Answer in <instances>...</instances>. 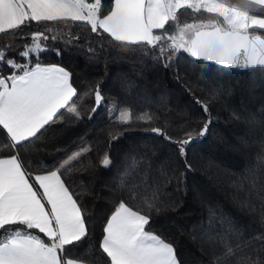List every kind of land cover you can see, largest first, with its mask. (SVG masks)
Masks as SVG:
<instances>
[{
  "label": "trees",
  "instance_id": "trees-1",
  "mask_svg": "<svg viewBox=\"0 0 264 264\" xmlns=\"http://www.w3.org/2000/svg\"><path fill=\"white\" fill-rule=\"evenodd\" d=\"M103 6L105 14L108 0ZM178 17L181 26L198 22L190 10ZM36 32L49 39L40 41L43 51L31 54V64L57 65L72 73L80 118L65 113L18 154L26 169L40 173L90 149L63 173L88 229L87 238L72 249L74 255L86 257L87 264H103L96 255L98 244L107 218L127 199L121 185L139 183L147 172L149 196L158 189L159 211L152 210L146 230L174 245L179 264H213L221 255V237L236 249L227 264L257 253L264 257V165L258 164L264 157V71L217 67L183 50L161 55L159 49L121 47L107 34L92 33L90 25L71 21L31 22L0 34V50L25 63L18 53L32 45ZM9 71L0 64V72ZM97 89L103 97L98 108ZM119 111L131 113V126L117 123ZM139 117L152 119L145 123ZM184 139L191 143L182 156L177 142ZM0 144H6L2 134ZM10 154L7 147L0 149V156ZM106 155L108 167L102 165Z\"/></svg>",
  "mask_w": 264,
  "mask_h": 264
},
{
  "label": "snow or ice",
  "instance_id": "snow-or-ice-1",
  "mask_svg": "<svg viewBox=\"0 0 264 264\" xmlns=\"http://www.w3.org/2000/svg\"><path fill=\"white\" fill-rule=\"evenodd\" d=\"M108 3L105 15L103 0H0V34L15 32L31 22H83L90 25L92 33L107 34L110 42L121 47L159 49L161 55L168 50H183L191 57L216 64L264 71V15L257 14V10L264 13V0H240L239 4L223 0ZM181 10H190L198 22L181 26ZM204 13L210 14L209 18L199 20ZM169 27L174 31L170 33ZM31 39L32 45L18 53L25 63L9 59L7 51L0 50V64L10 69L8 75L0 72V134L6 139L0 149L7 147L13 153L0 156V264H84L87 258L74 255L72 249L87 238L88 229L63 173L90 149L77 152L55 170L40 173L26 169L18 154L21 146L38 139L65 113L80 118L74 100L79 94L73 86L72 73L57 65L31 64V54L38 56L43 51L40 41L49 37L36 32ZM94 103L96 108L103 103L99 89ZM203 107L207 112V105ZM132 119L130 112L122 111L117 123L131 126ZM151 119L137 118L145 123ZM206 129L207 125L200 135ZM151 130L164 135L159 128ZM189 143L191 139L177 142L182 156ZM110 164L106 155L102 165ZM258 164L264 165V157L258 158ZM144 167L150 169L151 165ZM121 188L127 199H122L108 217L96 255L103 264H179L174 245L146 230L152 210L159 211L158 189L149 196L147 172L139 183L128 187L122 183ZM219 244L221 255L213 258V264H227L236 256V249L224 237ZM237 264H264V257L260 253L243 256Z\"/></svg>",
  "mask_w": 264,
  "mask_h": 264
},
{
  "label": "crops",
  "instance_id": "crops-1",
  "mask_svg": "<svg viewBox=\"0 0 264 264\" xmlns=\"http://www.w3.org/2000/svg\"><path fill=\"white\" fill-rule=\"evenodd\" d=\"M89 2H94V0H89ZM223 2H225V3H230V4H239V2H240V0H223ZM107 13H105V15H106ZM257 14H261V15H264V13H260V12H258V10H257ZM49 65V64H48ZM111 215V214H110ZM108 219V218H107ZM107 221V220H106ZM105 224H106V222H105ZM104 224V225H105ZM101 239H102V237H101ZM84 264H87V263H84Z\"/></svg>",
  "mask_w": 264,
  "mask_h": 264
},
{
  "label": "water",
  "instance_id": "water-1",
  "mask_svg": "<svg viewBox=\"0 0 264 264\" xmlns=\"http://www.w3.org/2000/svg\"><path fill=\"white\" fill-rule=\"evenodd\" d=\"M261 34H264V33H261ZM195 58V57H194ZM202 60V59H201ZM204 62H209V63H212L214 64L215 66L217 67H225V68H236V67H229V66H225V65H220V64H216L214 61H205L203 60ZM237 69H242V68H237Z\"/></svg>",
  "mask_w": 264,
  "mask_h": 264
},
{
  "label": "rangeland",
  "instance_id": "rangeland-1",
  "mask_svg": "<svg viewBox=\"0 0 264 264\" xmlns=\"http://www.w3.org/2000/svg\"><path fill=\"white\" fill-rule=\"evenodd\" d=\"M120 112H122V111H119V112H118L117 118L119 117ZM77 152H79V151H76L75 153H73L72 155H70V156H69L68 158H66L63 162H61V164H64L66 161H69L70 158L73 157Z\"/></svg>",
  "mask_w": 264,
  "mask_h": 264
}]
</instances>
